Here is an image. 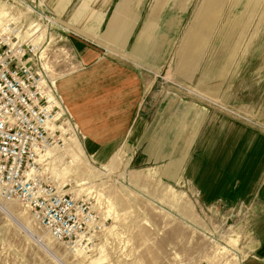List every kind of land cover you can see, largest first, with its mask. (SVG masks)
<instances>
[{
    "label": "rangeland",
    "instance_id": "rangeland-1",
    "mask_svg": "<svg viewBox=\"0 0 264 264\" xmlns=\"http://www.w3.org/2000/svg\"><path fill=\"white\" fill-rule=\"evenodd\" d=\"M173 1L178 2L177 40L157 84L177 74V84L191 91L185 93L264 128V0H147L158 11ZM54 21L40 0H0V34L31 49L37 45L39 71L60 94V81L75 71L76 61L64 29ZM58 127V148L36 157L32 178L83 203L89 222L71 240L60 239L37 222L24 198L0 188V264L256 259L251 203L204 204L186 180L171 182L153 166L133 163L127 141L100 161L85 151L74 125L51 129ZM69 129L75 135H64Z\"/></svg>",
    "mask_w": 264,
    "mask_h": 264
},
{
    "label": "crops",
    "instance_id": "crops-1",
    "mask_svg": "<svg viewBox=\"0 0 264 264\" xmlns=\"http://www.w3.org/2000/svg\"><path fill=\"white\" fill-rule=\"evenodd\" d=\"M40 1L75 55L59 92L85 151L104 161L127 141L133 163L186 180L202 203H251L257 257L245 264H264V128L154 75L177 40L178 2Z\"/></svg>",
    "mask_w": 264,
    "mask_h": 264
},
{
    "label": "built area",
    "instance_id": "built-area-1",
    "mask_svg": "<svg viewBox=\"0 0 264 264\" xmlns=\"http://www.w3.org/2000/svg\"><path fill=\"white\" fill-rule=\"evenodd\" d=\"M35 55L27 45L12 43L0 34V188L24 198L37 222L53 236L71 240L89 222L85 206L58 192L54 185L41 186L32 178L36 157L58 148L56 133L61 129L49 130L47 123L72 125L54 84L51 88L43 79ZM154 75L163 80L160 73ZM167 81L191 92L173 80L161 85ZM48 94L62 106L51 102ZM59 112L60 119L55 117ZM72 133L69 129L64 135Z\"/></svg>",
    "mask_w": 264,
    "mask_h": 264
},
{
    "label": "bare ground",
    "instance_id": "bare-ground-1",
    "mask_svg": "<svg viewBox=\"0 0 264 264\" xmlns=\"http://www.w3.org/2000/svg\"><path fill=\"white\" fill-rule=\"evenodd\" d=\"M31 47H32V50L33 51H36L37 50V45H35V44H31ZM41 84H44V81L43 80H41ZM48 97H49V99H50V101L51 102H53V103H55V104H58L59 103V101H56L55 100V98H52V96H50V94H48ZM59 105V104H58ZM56 118H61L60 116H57ZM54 124L51 122V121H49L48 123H47V128L50 130L51 129V127L53 126ZM32 169H33V167H32ZM33 172V171H32Z\"/></svg>",
    "mask_w": 264,
    "mask_h": 264
}]
</instances>
